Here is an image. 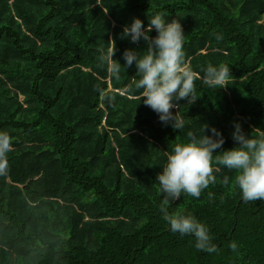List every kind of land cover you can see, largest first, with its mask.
<instances>
[{
	"label": "trees",
	"instance_id": "obj_1",
	"mask_svg": "<svg viewBox=\"0 0 264 264\" xmlns=\"http://www.w3.org/2000/svg\"><path fill=\"white\" fill-rule=\"evenodd\" d=\"M161 12L181 21L196 76L198 99L177 108L182 130L143 104L134 65L116 79L99 60L115 42L123 65L125 49L145 47L123 27ZM210 64L228 66L227 86L203 83ZM237 122L264 133V0H0V132L12 142L0 264H264V200L245 202L234 170L214 165L198 199L167 205L156 182L189 132L214 126L230 149ZM162 206L205 224L217 251L173 233Z\"/></svg>",
	"mask_w": 264,
	"mask_h": 264
},
{
	"label": "clouds",
	"instance_id": "obj_2",
	"mask_svg": "<svg viewBox=\"0 0 264 264\" xmlns=\"http://www.w3.org/2000/svg\"><path fill=\"white\" fill-rule=\"evenodd\" d=\"M147 26L134 17L130 24L123 27L119 34L121 39H128L133 44L144 41L143 49L128 48L122 53L124 64L113 59L116 48L109 49L99 57L100 63L109 64L113 77L119 79L121 66L125 69L135 66L139 76L135 87L143 89V104L155 113L164 125L182 130L183 120L176 116L179 102L192 101L196 97L193 71L185 63V32L178 19L166 20L163 12L154 14ZM155 30L156 35H150ZM217 41L222 35H216ZM228 66L208 65L204 69L203 83L209 87L227 86ZM176 109V111H173ZM202 135L188 133V142L177 143L167 154V161L162 171L156 176L163 204L180 198L182 193L199 198L201 193L215 183L214 165L234 170L235 184L241 191L245 202L264 200V133L253 138L247 135L240 123H234L232 139L235 146L224 149L225 138L214 126L204 124ZM12 142L5 132H0V174L8 167L7 153L11 151ZM218 170V169H217ZM224 177L223 183L228 184ZM212 194L209 193L211 198ZM163 219L173 233L192 235L195 247L214 253L217 248L211 242L208 227L192 215L169 214L167 208H160ZM236 249V244H230Z\"/></svg>",
	"mask_w": 264,
	"mask_h": 264
}]
</instances>
